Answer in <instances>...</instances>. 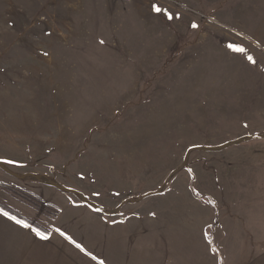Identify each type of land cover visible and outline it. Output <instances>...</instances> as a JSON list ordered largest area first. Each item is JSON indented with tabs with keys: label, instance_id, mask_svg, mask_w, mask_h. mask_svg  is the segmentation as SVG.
Returning a JSON list of instances; mask_svg holds the SVG:
<instances>
[{
	"label": "rangeland",
	"instance_id": "rangeland-1",
	"mask_svg": "<svg viewBox=\"0 0 264 264\" xmlns=\"http://www.w3.org/2000/svg\"><path fill=\"white\" fill-rule=\"evenodd\" d=\"M255 134L264 136V0H0V159L12 171L51 169L61 181L90 169L148 191L195 168L264 189V137L225 145ZM26 178L0 167L3 192L49 228L59 211L13 193L32 191ZM10 225L0 218V235L22 232ZM232 251L219 264H245Z\"/></svg>",
	"mask_w": 264,
	"mask_h": 264
},
{
	"label": "crops",
	"instance_id": "crops-1",
	"mask_svg": "<svg viewBox=\"0 0 264 264\" xmlns=\"http://www.w3.org/2000/svg\"><path fill=\"white\" fill-rule=\"evenodd\" d=\"M22 173L41 174L75 188L103 210L29 175L26 187L60 209L48 223L47 239L0 212L3 221L22 231L0 235V244L10 241L0 248V258L7 257L8 264H219L220 254L225 257L231 247L245 264L247 258H251L247 264H264V189L257 185L243 186L219 172H196L195 168L171 171L175 174L169 181L165 178L148 191H126L112 180L99 182V177L107 176L90 169L84 175L73 172L72 178L63 174L61 181L51 176V169L35 167ZM167 181L162 192L130 200L158 190ZM192 181L200 197L193 193ZM98 184L107 193L103 198L97 196ZM0 198L22 213L28 208L1 186ZM243 241L250 246L246 255L240 252ZM227 254L230 257L231 250ZM240 263L241 259L232 264Z\"/></svg>",
	"mask_w": 264,
	"mask_h": 264
},
{
	"label": "trees",
	"instance_id": "trees-1",
	"mask_svg": "<svg viewBox=\"0 0 264 264\" xmlns=\"http://www.w3.org/2000/svg\"><path fill=\"white\" fill-rule=\"evenodd\" d=\"M253 137H264L261 136L259 134H255V135H250L248 137H240L238 139H235L234 141H230L228 143H225V145L227 144H232V143H236V142H240L241 140L247 139V138H253ZM224 145H220V146H211V147H207V149H217V148H221ZM0 167L2 169H4L5 171L19 177V178H25L28 177L29 175H34L35 178L48 182L49 184H52L54 186H56L57 188L61 189L62 191H68V192H73L75 193L78 197L81 198L82 201H84L85 203L91 205L92 207H96L98 209H100L99 205L95 204L92 200H90L87 196H85L82 192L73 189V188H69L64 186L63 184H60L59 182L53 180V179H47V178H43V176L41 174H30V173H18V172H14L12 171L9 166L7 165V163L3 160L0 159ZM194 178V175H193ZM166 184H164L161 188H159L158 190L155 191H150L145 193L144 195L138 196V197H131L130 200H138L141 199L142 197H145L147 195L153 194V193H159L162 192L164 190ZM18 189L13 190V193L17 194L18 196H20L21 198L25 199L26 201H28L29 203H31L33 206L38 207L39 209L43 210V211H48V209L53 208L55 209L53 214H57L59 211V207L53 205L50 202H47L45 200L44 197L37 195L36 193L30 191L29 189H26L24 187H17ZM191 188L193 190V193L195 194V196H201L197 190L195 189L194 185H193V181L191 182ZM209 197V196H206ZM117 210V209H116ZM114 210V212L116 211ZM0 211L1 212H7L8 215L10 217H15L18 220L24 221L27 224L31 225V229H39L41 232H43L46 236H48L50 234V230L47 226L43 225L42 223H40L39 221H37L35 218H31L25 214H23L21 211H19L18 209H16L15 207H13L12 205L1 201L0 200Z\"/></svg>",
	"mask_w": 264,
	"mask_h": 264
},
{
	"label": "snow or ice",
	"instance_id": "snow-or-ice-1",
	"mask_svg": "<svg viewBox=\"0 0 264 264\" xmlns=\"http://www.w3.org/2000/svg\"><path fill=\"white\" fill-rule=\"evenodd\" d=\"M154 10H155L157 13L164 12V13L167 15V17H168L169 19H172V14L169 13V12H167L166 9H162V8L159 7L158 5H155V6H154ZM192 26H193V27H197V25H195V24H193ZM101 43H103V41H101ZM233 48H234L235 51H238V52H244V51H245L243 48H238V47H235V46H233ZM251 59H252V58L249 57V60H251ZM3 215L8 216V213H7V212H3ZM10 218L13 219V220H15L16 223H18V224H22L24 227H29V228H31V225L27 224V223L24 222V221L18 220V219H16L15 217H10ZM33 231H35V232H36V235H37V236H40L41 238H44V239H47V238H48V237H47L43 232H41L39 229H33ZM57 231H59V230H57ZM69 239H70V238H69ZM77 247H79V245H77ZM101 264H102V262H101Z\"/></svg>",
	"mask_w": 264,
	"mask_h": 264
},
{
	"label": "water",
	"instance_id": "water-1",
	"mask_svg": "<svg viewBox=\"0 0 264 264\" xmlns=\"http://www.w3.org/2000/svg\"><path fill=\"white\" fill-rule=\"evenodd\" d=\"M101 210H103V207L102 206H99Z\"/></svg>",
	"mask_w": 264,
	"mask_h": 264
}]
</instances>
